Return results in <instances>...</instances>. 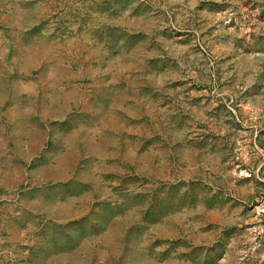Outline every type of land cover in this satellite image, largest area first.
<instances>
[{
  "label": "rangeland",
  "instance_id": "374dc122",
  "mask_svg": "<svg viewBox=\"0 0 264 264\" xmlns=\"http://www.w3.org/2000/svg\"><path fill=\"white\" fill-rule=\"evenodd\" d=\"M0 264H264V0H0Z\"/></svg>",
  "mask_w": 264,
  "mask_h": 264
}]
</instances>
